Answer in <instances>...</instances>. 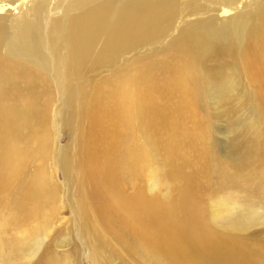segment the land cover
Here are the masks:
<instances>
[{"label":"bare ground","instance_id":"obj_1","mask_svg":"<svg viewBox=\"0 0 264 264\" xmlns=\"http://www.w3.org/2000/svg\"><path fill=\"white\" fill-rule=\"evenodd\" d=\"M202 94L234 126L233 146L241 142L237 113H253L245 163L258 166L264 0H0V126L11 132L57 100L58 123L74 117L87 135L76 151L85 201L74 200V210L91 263L264 264L263 232L243 238L262 210L220 198L235 187V173L218 169L208 178L207 198L221 193L207 206L173 152L158 159L147 142L154 134L146 127L201 105ZM68 156L60 158L63 172L72 168ZM237 159L227 160L229 171ZM38 195L37 204L46 205ZM48 236L45 229L32 246L24 236L15 242L13 263L34 257Z\"/></svg>","mask_w":264,"mask_h":264},{"label":"rangeland","instance_id":"obj_2","mask_svg":"<svg viewBox=\"0 0 264 264\" xmlns=\"http://www.w3.org/2000/svg\"><path fill=\"white\" fill-rule=\"evenodd\" d=\"M201 3L196 2V4ZM24 101L28 100L24 98ZM57 104L59 103L56 100L49 106L47 112L29 114L25 120L26 124L11 129V132H3V127L0 126V132L6 133L3 135L0 133V139L2 138V142L0 141L1 264L8 261L9 264H57L60 263L59 261H63L65 257L72 260L74 264H94L90 261L88 249L84 244L85 242H83L84 238L80 234V226L82 225L80 223L82 222H80V218L74 210L76 207L75 201L77 205L80 200L85 201L84 194H82L85 191L82 187L78 166L81 158H77V147H79L80 140H85L84 137H87V135L77 132V122L74 121V117L69 120L70 123L64 125L58 123L56 118L59 105ZM242 110V112L237 113V125L239 124V126L235 125L238 129L237 132L240 131L237 134L241 135L237 139L241 142H236L240 146L235 145L237 148L232 145L236 137L234 133L231 134L234 126L231 128L226 125L221 108H217L212 99L204 97V94H202L201 105L193 106L181 114L174 113L176 115H172V113L168 122L165 120L158 122V125L153 126V124H150V128L146 127V130L149 129V131L147 130L148 134H154L147 138V142L155 146L156 152L158 150L156 153L158 159L171 156L169 153L173 152L172 156L176 159L175 164L187 167L185 174L198 189V192L193 193H196L199 197L203 196L207 206L217 199L216 195L221 193L215 189L213 195L209 196L211 198H207V191L212 186V183H208V178L213 177L221 169L226 173H232L233 171L237 183L234 185L235 187L228 188L229 190L233 189L231 194L228 190V195L223 194L220 198L228 201L236 200L239 205L247 207L251 205L252 208L262 210V219L257 220V225L244 233L243 238L250 239L255 231L257 233L263 232L257 238H261L260 245L264 247V244H262L264 243V127L263 124L258 127L260 129V135L258 132L260 146H257L256 158L259 159V165L251 169L245 161L251 157L252 149L248 147V139L245 141V138L247 137V128L253 125V128H255L256 126V124H253L255 117L248 109ZM243 127L246 129L244 130ZM258 128L257 131H259ZM261 136L262 138H260ZM134 138L138 140L140 135L137 134ZM64 152L69 155V160H72V168L68 172H63L60 167V158ZM243 153L245 157L241 158ZM233 156L235 159L238 158L239 162H237L235 170L229 171L226 162L229 158L233 159ZM241 159L244 161L242 167L238 164L242 162ZM211 161H214L215 169L208 168L207 165ZM244 171H246L247 177H250L249 180L241 177L244 175ZM160 172H163V175L167 174L164 171ZM230 176L227 177L226 183L231 180ZM170 185L175 191L184 189L183 182L173 184L170 181ZM223 185L224 183L221 184V186ZM38 193L44 199L46 205L37 204ZM46 209L48 211H45ZM31 211H37V215L29 216L28 214ZM43 214L48 216L47 220H45V217L40 216ZM34 223L36 224L34 225ZM32 226H36L35 232ZM45 229L49 231V236L43 241L34 257L32 255L29 259H22L21 262L17 263L16 261L13 263L11 257L14 258V255H19L14 247L12 248V245L22 240L23 236L25 238L31 236L30 239L23 240H28L27 242L32 246L37 239L41 238H37V236H44ZM23 231L24 233H22ZM20 245L18 244V246Z\"/></svg>","mask_w":264,"mask_h":264}]
</instances>
